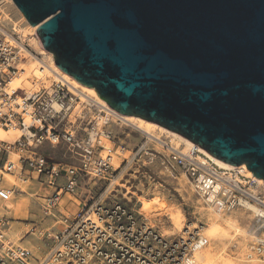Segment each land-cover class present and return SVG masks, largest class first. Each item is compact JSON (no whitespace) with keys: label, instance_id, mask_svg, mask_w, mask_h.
Masks as SVG:
<instances>
[{"label":"water","instance_id":"obj_1","mask_svg":"<svg viewBox=\"0 0 264 264\" xmlns=\"http://www.w3.org/2000/svg\"><path fill=\"white\" fill-rule=\"evenodd\" d=\"M116 112L264 179V0H13Z\"/></svg>","mask_w":264,"mask_h":264},{"label":"built area","instance_id":"obj_2","mask_svg":"<svg viewBox=\"0 0 264 264\" xmlns=\"http://www.w3.org/2000/svg\"><path fill=\"white\" fill-rule=\"evenodd\" d=\"M9 9L0 0V127L13 131L10 138L0 139V179H12L11 193L35 184L36 198L47 213L61 207L65 195L75 197L82 178L114 177L118 152L110 145L109 125L132 122L54 70L52 78L32 74L29 88L8 92L29 60L39 72L44 69L15 32ZM146 134L136 154L153 143L166 166L176 169L214 212L248 210L257 223L252 234L264 229V181L240 165L219 166L195 146L184 148L166 136ZM44 145L65 147L76 163L52 160L39 151ZM118 150L123 154V148ZM78 205L75 213L61 215L59 230L42 232L45 248L38 256L4 242L0 233V264H197L195 253L208 244L203 225L190 223L176 236H166L125 202L106 203L98 197ZM256 256L264 258V237L247 247L246 259Z\"/></svg>","mask_w":264,"mask_h":264},{"label":"rangeland","instance_id":"obj_3","mask_svg":"<svg viewBox=\"0 0 264 264\" xmlns=\"http://www.w3.org/2000/svg\"><path fill=\"white\" fill-rule=\"evenodd\" d=\"M9 11L12 17L10 22L16 21L17 26L19 25L18 30L26 29L16 11L13 8ZM18 33L21 39L30 46L34 56L37 58L47 56L51 61L35 31L26 32V37H22L21 32ZM29 65L34 67L37 63L29 60ZM29 73L31 77L32 72ZM49 77L52 78L51 75ZM25 85L30 86L29 82H25ZM141 127L150 130L148 133L154 136H166L172 142L186 146L164 130L144 124ZM109 129L111 131L110 145L114 151L118 152L117 171L111 182L82 178L77 188L75 202L74 196L65 195L61 207L46 213L39 204V199L36 198L37 186L35 184H32L26 192L11 193L12 179L8 175H4L3 181L0 179V218H2L0 233L3 235L1 239L4 242L10 241L29 248L38 256L45 248L43 245L45 241L41 237L43 231L59 230L61 227L59 220L62 214H72L78 211L81 207L78 202L82 200H93L100 197L106 203L125 202L129 207L140 212L166 236H176L185 225L190 223L194 226L203 225L208 244L197 252L201 257L206 256L207 259L198 260L196 258L197 264H264V258L256 256L248 260L245 257L247 247L264 237V229L259 230L256 237L252 234L257 223L251 212L239 209L219 213V216L199 197L176 169L166 166L153 143L148 144L136 154L147 135V132L137 128L136 123L111 122ZM11 132H9V137L12 136ZM120 148L124 149L123 154H119L118 149ZM39 151L54 161L76 163L69 158L68 152L62 146L44 145ZM114 180H116L115 183L109 187ZM27 229H30L28 233H26Z\"/></svg>","mask_w":264,"mask_h":264},{"label":"bare ground","instance_id":"obj_4","mask_svg":"<svg viewBox=\"0 0 264 264\" xmlns=\"http://www.w3.org/2000/svg\"><path fill=\"white\" fill-rule=\"evenodd\" d=\"M5 6L8 9L9 8L10 9L13 8L16 11V13L19 15V17H20V19L22 21V24H24L26 26L25 28L28 30V31H26V29H23V28L22 29L20 28L18 30V28H19L18 26L19 25L17 26V24L15 23L16 21L15 22L12 21V23L14 24V30H15V32H17V31L18 32H21L22 33L21 36L22 37H26L27 36V33L26 32L30 33L31 31H36V29L38 28V25H33L32 26L28 22V20L26 19V17L22 13V11L18 8V6L15 4V2L13 0H5ZM8 18H9V16H7V15L4 16V20H6ZM34 42H35V40H34ZM40 44H41V42H40ZM41 46H42V44H41ZM46 54L49 55L51 61L49 60V58L47 56H44V57H42L40 59L35 58V61L37 60L39 62H44L43 63V66H44L43 72H39V69L36 68V66H34V67L31 66V65L28 66V64H29V61H28L27 64H24V65H22L20 67L21 68L20 69L21 71L16 75V77L12 78L10 84L8 85V92H12L13 90H15V88H19V87L29 88L30 86H26L25 85V82H28L27 81V77L30 74L29 72H32V74H34L38 79H40V78L44 79V78H46V76H50V73H53L52 70H54L55 72H57L59 74H62L64 78L69 79L74 85L80 87L83 91H86L88 94H91L92 96H94L98 101H100V102L105 103L106 105H108L107 101L105 99H103L98 94V92L96 91V89L94 87L87 86L85 84L80 83L72 75H70L67 72H64L63 70H61V68L55 63L54 56H53V53L52 52L46 51ZM50 68H52V69H50ZM109 108L113 112H115L116 114H118L119 116H121L122 118H124L125 120L136 123L137 128H140V129H142L143 131H145L147 133L150 132V130H146L145 128L141 127L143 124L146 125V126H149V127H154V128H158V129L164 130L165 132H167L168 134H170L171 136H173L175 139H178V140L182 141V143H184L186 145V146L183 145L184 148H189V147L195 146L196 148H198L201 151V153H203L204 155H206L209 158H211L214 162H216V164H218L221 167H233V166H231V165L223 162L222 160L218 159L217 157H215L214 155H212L210 152H208L207 150H205L204 148H202L201 146H199L195 142H192L191 140L187 139L186 137H184L183 135H181L178 132L169 130V129H167L166 127H164L162 125H159V124H157L155 122H152V121L145 120V119H143L141 117H138V116L120 114V113L116 112L113 108H111L110 106H109ZM9 132L10 131H6V130H4V129H2L0 127V139H8V138H10L9 137ZM11 133L13 134V131ZM240 166L248 169L245 163L240 164ZM247 174L255 177L260 182L264 181L263 178L257 177L249 169L247 171ZM115 181L116 180H114L112 183H110V186L109 187H111V185L113 183H115ZM110 182H111V180H110ZM219 216H220V214H219ZM194 256H197V257H195V260H196V258L198 260L199 259L200 260L201 259L202 260H206L207 259L206 256L205 257H203V256L201 257V255L199 254V252H196Z\"/></svg>","mask_w":264,"mask_h":264},{"label":"crops","instance_id":"obj_5","mask_svg":"<svg viewBox=\"0 0 264 264\" xmlns=\"http://www.w3.org/2000/svg\"><path fill=\"white\" fill-rule=\"evenodd\" d=\"M63 200H64V199H63ZM67 201H68V200L65 198V202H67ZM74 202H75V200H74ZM29 230H30V229H27V230H26V233H28ZM203 257H204V256H203Z\"/></svg>","mask_w":264,"mask_h":264}]
</instances>
